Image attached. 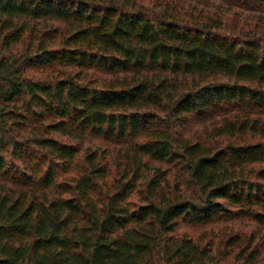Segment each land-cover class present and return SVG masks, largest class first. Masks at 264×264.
<instances>
[{"label": "trees", "instance_id": "16d2710c", "mask_svg": "<svg viewBox=\"0 0 264 264\" xmlns=\"http://www.w3.org/2000/svg\"><path fill=\"white\" fill-rule=\"evenodd\" d=\"M236 220L264 234V0H0V264H264Z\"/></svg>", "mask_w": 264, "mask_h": 264}, {"label": "rangeland", "instance_id": "374dc122", "mask_svg": "<svg viewBox=\"0 0 264 264\" xmlns=\"http://www.w3.org/2000/svg\"><path fill=\"white\" fill-rule=\"evenodd\" d=\"M84 146L85 147L91 146L93 148L101 147L103 149H106L104 143L101 140L96 139V138L89 140L88 142H86L84 144ZM223 225H225V224H222V226ZM227 225L229 227L235 228L237 230L241 229L243 231H251V230L255 231L256 235L259 237V242H260L261 248L264 251V234H263L262 227L255 224L254 222L247 221V220H236L234 222H228Z\"/></svg>", "mask_w": 264, "mask_h": 264}]
</instances>
